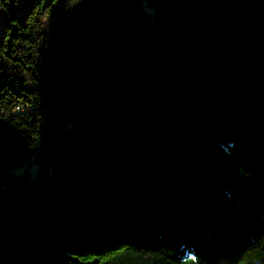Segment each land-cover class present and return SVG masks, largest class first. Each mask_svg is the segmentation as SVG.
Here are the masks:
<instances>
[{"label": "trees", "instance_id": "trees-1", "mask_svg": "<svg viewBox=\"0 0 264 264\" xmlns=\"http://www.w3.org/2000/svg\"><path fill=\"white\" fill-rule=\"evenodd\" d=\"M0 11V264H264V0Z\"/></svg>", "mask_w": 264, "mask_h": 264}, {"label": "rangeland", "instance_id": "rangeland-1", "mask_svg": "<svg viewBox=\"0 0 264 264\" xmlns=\"http://www.w3.org/2000/svg\"><path fill=\"white\" fill-rule=\"evenodd\" d=\"M2 22H3V21H1V23H0V35L3 33V30H2ZM31 169H33V167H32ZM12 171H13L14 173H22V172H24V168L16 167V168H14Z\"/></svg>", "mask_w": 264, "mask_h": 264}, {"label": "built area", "instance_id": "built-area-1", "mask_svg": "<svg viewBox=\"0 0 264 264\" xmlns=\"http://www.w3.org/2000/svg\"><path fill=\"white\" fill-rule=\"evenodd\" d=\"M0 21H4V15L1 11H0Z\"/></svg>", "mask_w": 264, "mask_h": 264}, {"label": "bare ground", "instance_id": "bare-ground-1", "mask_svg": "<svg viewBox=\"0 0 264 264\" xmlns=\"http://www.w3.org/2000/svg\"><path fill=\"white\" fill-rule=\"evenodd\" d=\"M0 23H1V21H0Z\"/></svg>", "mask_w": 264, "mask_h": 264}]
</instances>
